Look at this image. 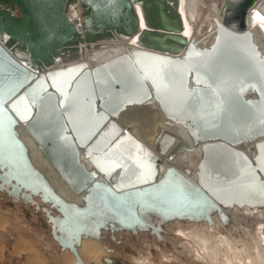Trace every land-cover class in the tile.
Masks as SVG:
<instances>
[{
  "label": "water",
  "instance_id": "95a60500",
  "mask_svg": "<svg viewBox=\"0 0 264 264\" xmlns=\"http://www.w3.org/2000/svg\"><path fill=\"white\" fill-rule=\"evenodd\" d=\"M67 1L0 0L9 5L0 7V82L6 98L3 107L15 121L11 131L16 134L12 144L5 132V160L0 164V193L9 197V205L31 206L39 216L42 212L41 226L60 250L74 255V264H84L78 251L83 237L99 239L108 231L114 240L115 231H144L160 241L166 222L211 224L215 214L226 224L229 217L223 206L264 205L259 187L264 184V171L257 165L260 146L264 145V125L256 118L264 108V95L258 80H246L252 87L243 92L238 85L242 69L252 63L245 55L251 51L246 36L250 35L251 45L264 59L246 25L256 0H225L223 19L215 20L214 38L206 47L189 39L181 0H80L88 10L81 20L84 37L118 29L132 36L133 49L92 67L77 61L39 71L34 66L50 64L55 57L68 61L76 56L70 48L82 34L79 24L64 12ZM12 4L17 15L10 13ZM7 41L18 44L23 53L11 52ZM26 52L29 58L23 63ZM186 60L206 61L202 72L207 70L216 79L220 93H208L205 111L195 119L177 105L166 108L152 81L144 80L141 72V65L173 61L180 63L169 67H181ZM21 82L23 86L8 98L10 90ZM197 87L196 73L188 75L187 88ZM199 87L204 89L205 85ZM66 96L79 101L76 110H65ZM21 97L24 104L31 105L27 122L12 109ZM33 98L36 104L31 103ZM151 100L158 103L167 119L181 123L194 143H203L196 179L168 160H160L116 121L127 106ZM218 102L223 110L215 108ZM18 107L23 112L24 106ZM18 125L69 188L81 195L80 203L57 193L33 165L16 130ZM260 137L263 139L256 141L252 155L236 147ZM168 139L161 138L162 148L174 140ZM192 148L179 141L171 151ZM160 162L164 164L162 171ZM115 163L121 166L113 171ZM104 261L111 263L108 257Z\"/></svg>",
  "mask_w": 264,
  "mask_h": 264
},
{
  "label": "bare ground",
  "instance_id": "6f19581e",
  "mask_svg": "<svg viewBox=\"0 0 264 264\" xmlns=\"http://www.w3.org/2000/svg\"><path fill=\"white\" fill-rule=\"evenodd\" d=\"M224 3L225 0H181L180 7L186 31L190 35L189 39L193 40L197 46L205 47L212 42L216 27L215 20L221 21L223 19ZM8 6L0 3L2 8ZM15 9L17 11V7L13 5L10 13L17 15ZM87 11L80 0L67 1L64 12L70 21L79 24V30L82 34V39L74 44V48H70V50L75 49L76 56L68 61L55 57L50 64L43 62L40 67L34 66L37 70L46 71L52 66H64L77 61H85L92 67L133 49L132 36L118 29L100 32L90 36V38L84 37L81 20ZM204 23L207 24V30L203 28ZM246 25L252 33L253 41L260 52L264 54V0H256L251 6L247 14ZM5 44L11 52L23 53L15 42L7 41ZM27 58H29V54L26 52V57L21 59L22 62L27 63L25 62ZM116 121L124 130L129 131L151 148L160 160H168L172 165L188 174L189 177L196 179L197 165L202 156L203 143H194L193 138L181 123L167 119L157 102L151 100L144 104L128 106L119 114ZM16 130L28 149L33 165L45 175L56 192L68 201L80 203L81 195L74 193L56 173L23 126L18 125ZM169 137H173V142L171 145L162 148L159 141L161 138L168 141ZM261 139L263 137L243 142L236 147L248 155H252L255 152L256 141ZM179 141L185 143L186 146L192 145L193 148L171 151ZM81 160L87 167L90 166L85 159ZM163 169L164 164L160 162L159 171ZM223 210L229 217L226 224L220 221L215 214H213L214 221L211 224L204 221L174 220L164 223L162 236L164 234L166 238H170L169 242L174 244L177 241L184 254L190 252L193 258L204 264H264V205L250 206L245 204L239 206L233 204L223 206ZM6 221L4 214L0 213V230L8 226ZM165 237L162 238V242H165ZM137 239L141 240V244L146 245L148 253H151L150 247L158 246L151 242L145 233L139 234ZM154 240L158 244V240ZM0 250H3V246L0 247ZM10 251L13 255L23 252L24 264H45L39 252L20 236L13 242ZM78 251L84 264H104V258L111 252V248L100 238L83 237L78 246ZM164 252L165 250L161 247L162 257L172 258L171 255ZM58 256L61 264L75 263L74 255L68 250H61ZM173 257L179 260L178 255L175 254ZM132 259L134 264H163L159 260L158 262L150 260L148 254L140 251L138 255H133Z\"/></svg>",
  "mask_w": 264,
  "mask_h": 264
},
{
  "label": "snow or ice",
  "instance_id": "6c2138e0",
  "mask_svg": "<svg viewBox=\"0 0 264 264\" xmlns=\"http://www.w3.org/2000/svg\"><path fill=\"white\" fill-rule=\"evenodd\" d=\"M247 41V47L251 49L250 52H246L245 55L248 57V60L252 61L250 64L242 69L243 78L238 81L239 91L243 92L249 87H252L250 83H246V80H258L261 82V92L264 95V59L259 57L258 51L251 45V37H245ZM196 56H200V53H194ZM159 59V58H153ZM191 59L190 57L188 58ZM180 62L173 61H160V63L152 66L141 65V72L143 73L144 80H151L153 85L156 87L157 95L161 99L162 103L165 104L167 108L169 104L177 105L182 111L190 113L192 118L195 119L197 115L205 111L206 106V97L208 93L211 92L214 96L219 95L215 87L217 81L213 77L209 76L207 70L202 72V69L207 68V62L196 61L193 63H188V60L184 62L181 67H169V65L179 64ZM196 73V84L197 88L189 90L187 88V77L188 75ZM208 76L206 80L203 77ZM209 80L211 82H209ZM200 84H204L205 88L201 89ZM22 82L17 84L14 88L10 90L8 98H11V95H14L16 91L22 87ZM24 97H21L20 101L12 105L13 111L20 116L21 120L27 122L31 116V105L24 104ZM6 103V98L4 94L3 84L0 82V164L4 163L5 160V132L7 131L8 136L11 138L12 144L16 142V134L11 131V127L15 124V121L7 115L6 110L3 105ZM32 104H36L37 101L35 98L32 99ZM18 105H23L24 110L21 112ZM79 101L75 98H69L66 96V107L65 110L72 112L77 109ZM89 106L91 107V100H89ZM217 110H223L222 104L219 102L215 104ZM259 120L261 125H264V108L261 109L259 116L256 117ZM262 150V155L257 158V165L261 171H264V145L260 146ZM91 156V152L88 153ZM111 155V153L109 154ZM246 163V158H243ZM98 167H101L98 161ZM121 166L119 163H115V167ZM103 170V169H102ZM110 175L111 173H106ZM261 193L264 194V184L259 185Z\"/></svg>",
  "mask_w": 264,
  "mask_h": 264
},
{
  "label": "rangeland",
  "instance_id": "374dc122",
  "mask_svg": "<svg viewBox=\"0 0 264 264\" xmlns=\"http://www.w3.org/2000/svg\"><path fill=\"white\" fill-rule=\"evenodd\" d=\"M15 12L18 13L16 9ZM203 28L205 30L208 29L206 23L203 24ZM0 213L4 214L8 224L7 227H3L2 230H0V247L3 246V250H0V264H24L23 252L13 255L10 251L13 242L17 240L19 236L28 241L33 248L39 252L45 264H61L58 256L61 250L41 226L40 217L42 216L44 218L42 212H40L41 216H39V214L34 212L31 206L21 208L19 205H15V207H10L4 206L3 202H1ZM141 233L148 235V233L144 231H138L135 234L127 231H115L113 232L115 239L112 240L110 238V232H103L102 238L100 239L111 248V252L108 253L107 257L114 258L115 264H134L132 256L138 255L140 251L141 253L148 254L150 260L157 262L159 260V262L161 261L163 264H204L196 258H193L190 252L189 254H184L181 245H179L177 241L175 244L169 242L170 238H166L164 234L163 237L166 238L165 242H162L161 239L160 243L158 241V244H156L154 240L156 239L154 235H148L150 241L158 245L156 247H150L151 253H148V250L146 251V245L141 244V240L137 239V236ZM161 247L165 250L164 253L171 255L172 258L162 257ZM175 254L178 255L179 260L173 257ZM103 263L107 264L105 261H103Z\"/></svg>",
  "mask_w": 264,
  "mask_h": 264
},
{
  "label": "flooded vegetation",
  "instance_id": "af4514ba",
  "mask_svg": "<svg viewBox=\"0 0 264 264\" xmlns=\"http://www.w3.org/2000/svg\"><path fill=\"white\" fill-rule=\"evenodd\" d=\"M0 195L2 196V199H0V204H1V202H3V205L5 206H10L9 205V203H8V201H9V197L6 195V194H4V193H0ZM17 205V204H16ZM11 207V206H10ZM12 207H15V206H12ZM19 207H21V206H19ZM22 208V207H21ZM41 221V220H40ZM108 258H110L111 259V263L110 264H115V259L114 258H111V257H108Z\"/></svg>",
  "mask_w": 264,
  "mask_h": 264
},
{
  "label": "built area",
  "instance_id": "2783aa9c",
  "mask_svg": "<svg viewBox=\"0 0 264 264\" xmlns=\"http://www.w3.org/2000/svg\"><path fill=\"white\" fill-rule=\"evenodd\" d=\"M214 34H215V33H214ZM213 38H214V35H213ZM212 41H213V40H212ZM211 43H212V42H211ZM211 43H210V44H211ZM210 44H209V45H210ZM209 45H208V46H209ZM205 47H206V46H205Z\"/></svg>",
  "mask_w": 264,
  "mask_h": 264
}]
</instances>
